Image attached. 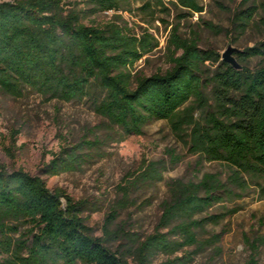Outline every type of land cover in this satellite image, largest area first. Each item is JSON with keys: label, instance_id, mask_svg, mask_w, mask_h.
Here are the masks:
<instances>
[{"label": "trees", "instance_id": "trees-1", "mask_svg": "<svg viewBox=\"0 0 264 264\" xmlns=\"http://www.w3.org/2000/svg\"><path fill=\"white\" fill-rule=\"evenodd\" d=\"M255 1H241L233 15L234 27L252 24L260 8L257 24L264 28V3L249 4ZM83 2L93 12L117 9L119 4V0ZM178 2L194 12L203 10L199 0ZM86 17L85 9L78 10L67 0L0 2V88L15 94L30 87L68 102L86 98L126 136L142 134L153 120L168 121L186 134L191 150L227 164L231 173L225 181L206 174L198 182L174 180L169 185L162 223H175L186 244L195 243L194 228L218 222L214 216L195 220L196 215L243 195L250 185L264 196V64L234 69L219 62L216 52L198 48L194 40L182 39L174 30L171 67L136 77L133 83L129 69L151 48V41L117 26L87 25ZM235 53L241 63L264 60V40ZM218 62L219 68L206 73ZM191 102L205 112L201 120L194 118ZM99 144L97 139H82L63 146L43 172L52 176L80 170ZM144 176L161 178L156 167ZM81 214V203L50 192L40 177L0 164L1 264H127L103 239L90 235ZM112 221L106 219V225ZM182 244L154 233L134 253L145 264L155 253H172ZM245 264H258L254 250Z\"/></svg>", "mask_w": 264, "mask_h": 264}, {"label": "rangeland", "instance_id": "rangeland-1", "mask_svg": "<svg viewBox=\"0 0 264 264\" xmlns=\"http://www.w3.org/2000/svg\"><path fill=\"white\" fill-rule=\"evenodd\" d=\"M67 1L78 10H86L87 25H113L139 40L148 37L151 48L129 69L133 83L136 77L164 73L171 67L174 30L180 38L194 40L198 48L216 52L219 62L229 47L243 51L264 40V28L257 24L262 16L260 8L245 29L232 25L242 0H199L201 12L184 8L178 0H119L117 9L99 12L91 11L92 6L83 0ZM261 3L264 0L249 4ZM232 56L240 69L243 64L251 69L264 64L258 58L241 63L235 52ZM219 62L209 65L206 73L219 68ZM208 98L212 105L211 96ZM191 106L194 118L201 120L205 112L196 103L191 102ZM82 139H97L100 147L80 170L52 176L43 172V166L63 146ZM0 164L7 170L21 169L40 177L50 192L81 203V216L90 235L103 239L127 264H144L134 249L154 233L183 244L172 253H155L145 264H245L253 250L258 264H264V196L255 185L243 195L196 215L195 220L214 216L218 222L194 228V244L184 243L175 223H162L164 204L170 199L169 185L174 180L198 182L206 174H215L225 181L231 173L227 164L191 150L186 134L177 132L168 121L153 120L142 134L126 136L86 98L68 102L30 87L15 94L0 88ZM154 167L161 178L145 180L144 175ZM61 201L65 204V197ZM106 219L113 221L106 225Z\"/></svg>", "mask_w": 264, "mask_h": 264}, {"label": "water", "instance_id": "water-1", "mask_svg": "<svg viewBox=\"0 0 264 264\" xmlns=\"http://www.w3.org/2000/svg\"><path fill=\"white\" fill-rule=\"evenodd\" d=\"M237 50L229 47L227 51L223 54L222 60L228 64H230L234 69H240V65L236 62L232 54Z\"/></svg>", "mask_w": 264, "mask_h": 264}]
</instances>
